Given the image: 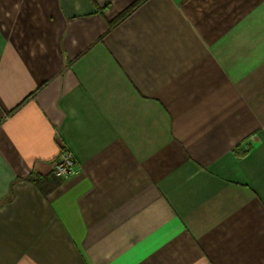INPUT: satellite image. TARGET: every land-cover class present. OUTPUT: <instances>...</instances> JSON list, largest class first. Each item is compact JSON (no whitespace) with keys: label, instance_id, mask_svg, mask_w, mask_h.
<instances>
[{"label":"crops","instance_id":"obj_1","mask_svg":"<svg viewBox=\"0 0 264 264\" xmlns=\"http://www.w3.org/2000/svg\"><path fill=\"white\" fill-rule=\"evenodd\" d=\"M136 1L0 0V264H264V0Z\"/></svg>","mask_w":264,"mask_h":264},{"label":"built area","instance_id":"obj_2","mask_svg":"<svg viewBox=\"0 0 264 264\" xmlns=\"http://www.w3.org/2000/svg\"><path fill=\"white\" fill-rule=\"evenodd\" d=\"M76 159L70 149L62 150L60 159L54 164V174L59 178H69L77 173Z\"/></svg>","mask_w":264,"mask_h":264},{"label":"trees","instance_id":"obj_3","mask_svg":"<svg viewBox=\"0 0 264 264\" xmlns=\"http://www.w3.org/2000/svg\"><path fill=\"white\" fill-rule=\"evenodd\" d=\"M144 0H137L135 3L131 4L130 7H128L126 10H124L118 17H116L110 24L112 26L116 25L117 23L121 22L125 19L140 3H142Z\"/></svg>","mask_w":264,"mask_h":264}]
</instances>
